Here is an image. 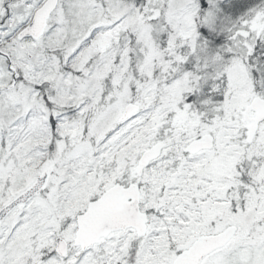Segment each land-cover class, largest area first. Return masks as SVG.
Wrapping results in <instances>:
<instances>
[{
  "label": "snow or ice",
  "instance_id": "1",
  "mask_svg": "<svg viewBox=\"0 0 264 264\" xmlns=\"http://www.w3.org/2000/svg\"><path fill=\"white\" fill-rule=\"evenodd\" d=\"M0 264H264V0H0Z\"/></svg>",
  "mask_w": 264,
  "mask_h": 264
}]
</instances>
